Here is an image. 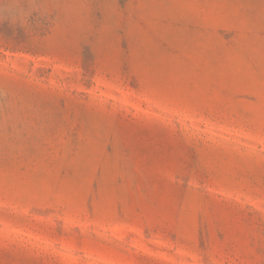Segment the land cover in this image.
Returning <instances> with one entry per match:
<instances>
[{"label":"rangeland","instance_id":"rangeland-1","mask_svg":"<svg viewBox=\"0 0 264 264\" xmlns=\"http://www.w3.org/2000/svg\"><path fill=\"white\" fill-rule=\"evenodd\" d=\"M0 264H264V0H0Z\"/></svg>","mask_w":264,"mask_h":264}]
</instances>
